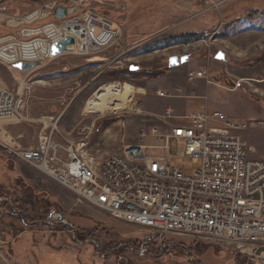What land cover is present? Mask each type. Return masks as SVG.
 Returning <instances> with one entry per match:
<instances>
[{"label": "rangeland", "instance_id": "rangeland-1", "mask_svg": "<svg viewBox=\"0 0 264 264\" xmlns=\"http://www.w3.org/2000/svg\"><path fill=\"white\" fill-rule=\"evenodd\" d=\"M55 1L64 9L70 4L0 0V12L24 19L38 9L47 13L45 6ZM83 4L119 24L122 38L88 57L61 54L31 73L0 65V87L13 92L17 102L15 118H0V143L25 152L36 146L43 121H57L59 142L86 138L93 153L113 154L138 144L142 126L162 130L173 123L163 118L172 105L185 113L198 108L219 111L245 125L239 135L247 141L250 157L264 160V0H84ZM45 21L55 20L47 18L35 26ZM4 24L0 22V36L8 33ZM218 52L226 54L225 62L215 60ZM173 56L189 59L169 69L167 61ZM130 66L138 68L130 72L133 75L125 72ZM123 69L115 74L118 79L111 78ZM202 70L208 72L209 84L189 79ZM114 83L120 84L127 111L86 115L92 95L101 105L104 87ZM158 90L172 98H158ZM132 99L141 113L130 111ZM116 121L122 122L112 125ZM175 152L171 143V153ZM170 163L190 175L199 166L190 157H175ZM0 196V264H232L243 258L230 248L185 236H167L164 243L144 251L136 228L79 203L46 174L1 148ZM51 210L60 212L67 224L47 225L44 220ZM12 243L15 258H9L4 248ZM166 243L170 253H161Z\"/></svg>", "mask_w": 264, "mask_h": 264}, {"label": "built area", "instance_id": "built-area-1", "mask_svg": "<svg viewBox=\"0 0 264 264\" xmlns=\"http://www.w3.org/2000/svg\"><path fill=\"white\" fill-rule=\"evenodd\" d=\"M57 2L46 6L47 13L38 9L20 19L17 32L0 37V65L48 64L53 45L68 36L74 44L62 55L77 57L98 54L122 38V27L87 8L84 0H67L65 18L56 20ZM47 18L55 21L35 26ZM189 79L210 83L206 70ZM156 96L172 98L162 90ZM16 104L14 93L0 87V118L12 120ZM174 113L166 108L163 118L173 123L162 130L142 126L138 144L105 158L92 152L86 138L59 142L57 121L42 122L34 148L19 153L3 142L0 148L46 174L79 203L136 228L141 244L156 246L167 236H185L230 248L246 258L244 264H264V160L250 157L247 141L239 135L245 125L219 111ZM175 157H190L199 166L185 174L171 165ZM44 222L67 224L55 210Z\"/></svg>", "mask_w": 264, "mask_h": 264}, {"label": "bare ground", "instance_id": "bare-ground-1", "mask_svg": "<svg viewBox=\"0 0 264 264\" xmlns=\"http://www.w3.org/2000/svg\"><path fill=\"white\" fill-rule=\"evenodd\" d=\"M119 88L120 85L116 83L108 84L107 86H105V95L101 105L97 103V99L94 95H92V97L88 100L87 104L85 105L84 113L86 115H99L102 117L110 114L126 112L127 101L119 91ZM133 99L131 102L130 111L139 114L141 112L135 110Z\"/></svg>", "mask_w": 264, "mask_h": 264}, {"label": "water", "instance_id": "water-1", "mask_svg": "<svg viewBox=\"0 0 264 264\" xmlns=\"http://www.w3.org/2000/svg\"><path fill=\"white\" fill-rule=\"evenodd\" d=\"M66 16V11L64 8L62 7H58L56 8L55 12H54V18L56 20H62L64 19ZM74 44V39L72 37H66L63 40L55 43L52 47V52H51V56L54 57H58L59 55H61L63 52L67 51V47L69 45H73ZM215 60L217 61H222L225 62L226 61V54H224L223 52H218L215 55ZM189 57L188 56H173L168 58L167 64H168V68L169 69H173L178 67L179 65L185 64L188 62ZM39 63L38 62H34V63H17L14 64L12 66L13 69H16L20 72L23 73H30L31 71L35 70L37 67H39ZM137 67H133L130 66L129 70L130 72H134L137 71Z\"/></svg>", "mask_w": 264, "mask_h": 264}, {"label": "crops", "instance_id": "crops-1", "mask_svg": "<svg viewBox=\"0 0 264 264\" xmlns=\"http://www.w3.org/2000/svg\"><path fill=\"white\" fill-rule=\"evenodd\" d=\"M27 1H29L30 3H33L34 5L35 4L37 5V3H39V1H41V0H38V1L37 0H27ZM23 6H22V8H23ZM26 7H29V5H27ZM31 12H32V10L28 11L27 13H22V14L25 15V14H29ZM20 19H22V18H19V19L18 18H15V17H13V15H9L8 13H6L4 11L0 12V22L1 23L5 22V24H4L5 25V28L7 26H8L7 28H9L8 29V33H6V34H4L2 36L9 35V34H14L15 32H17L18 26H19V20ZM45 22H47V21H45ZM45 22H43V23H45ZM13 29H16V31H14L13 33H10L11 31H13ZM2 36H0V37H2ZM168 99H171V98H168ZM183 105H184V103H183ZM172 107H173L174 111L177 112V113H181V114L185 113L184 110L183 111L182 110H178L176 107H174V106L171 105V108ZM198 109H200V108H198ZM119 122H122V121H118V122L116 121L112 125L119 124ZM95 155H97V156H99L101 158H105V157H107V156H109L111 154L109 152H107V151H101V152L100 151H96L95 152Z\"/></svg>", "mask_w": 264, "mask_h": 264}, {"label": "trees", "instance_id": "trees-1", "mask_svg": "<svg viewBox=\"0 0 264 264\" xmlns=\"http://www.w3.org/2000/svg\"><path fill=\"white\" fill-rule=\"evenodd\" d=\"M38 1V0H37ZM114 71H116V70H114ZM121 72H124V69L123 70H117L116 72H114L113 74H112V79H115L116 77H117V75H115V74H117V73H121ZM125 72H127L128 74H130V75H133V74H131L130 73V70L129 69H125ZM117 79H118V77H117ZM112 124V123H111ZM0 198H1V196H0ZM1 210H4V211H6L7 213H9V214H13V212H9L10 210H5L4 208H1ZM50 212V211H49ZM16 241H19V238H17L16 239ZM21 241V240H20ZM14 243H12V244H8V245H6L4 248L6 249V251H7V256L9 257V258H15V256L17 255L15 252H14V248H13V245ZM169 243H166L165 245H163L164 246V249L162 250V252L161 253H170V250H168V252H167V249H168V247H167V245H168ZM140 248L141 249H143L144 251L145 250H149V249H152L153 247L151 246V245H149V244H142L141 246H140ZM148 248V249H147ZM170 248V247H169ZM171 249V248H170ZM148 252H150V250L148 251ZM241 257H243L242 259H240V260H234L233 262H232V264H244L245 262V257L244 256H241Z\"/></svg>", "mask_w": 264, "mask_h": 264}]
</instances>
